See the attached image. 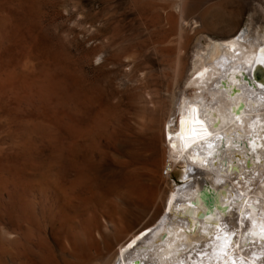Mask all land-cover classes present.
Returning a JSON list of instances; mask_svg holds the SVG:
<instances>
[{"label": "bare ground", "instance_id": "bare-ground-1", "mask_svg": "<svg viewBox=\"0 0 264 264\" xmlns=\"http://www.w3.org/2000/svg\"><path fill=\"white\" fill-rule=\"evenodd\" d=\"M197 1L179 0L180 15L170 18L172 30L177 35V39L182 42L183 49L187 48L188 41L192 38L186 35L183 22L187 15L198 9ZM202 13H200L201 18L204 15ZM219 25L221 26L220 22L216 21L211 24L203 22L195 34L201 33L203 29L215 30ZM200 41L193 48L194 58L190 65V76L185 80L183 89L171 96L170 111L163 120L161 136L153 138L154 140L152 139L151 144L147 146L149 148L145 150L146 155L143 156V162L141 160L140 162L132 161L130 165L123 166V168L126 167L127 181L126 186L121 185L125 186L127 191H122L129 195V199H125V205L127 204L128 208L129 206L132 208L133 205L135 212L130 211L131 213L123 216V210L119 209L121 212L119 215L122 216H117L114 210L103 214L102 211L105 212V210L101 211L99 208L101 211L99 214V211L96 212L94 208L103 202L96 200L100 196L97 197V190L94 195L89 187V193L85 192L87 196L80 197L81 194L84 195L82 192L86 190L83 187L86 186L82 187L84 191L79 188L80 196L77 191H74L75 189H71L73 185H70L71 188L65 186L77 193L78 195L74 193L76 197L84 198L81 201L79 197L75 200L73 193L71 197L72 191L70 195L68 191L67 195L62 186L58 187L54 182L55 177L52 174L55 169L51 170V168L57 157L56 147L55 151L49 149L48 154L43 155L44 161L41 160L43 156L41 159L36 157L39 160L35 161L36 155L32 156L33 154L27 149L31 143L26 146L29 139L27 142L24 139L25 147L23 144L15 145L14 143L13 145L12 142L9 144L6 141L7 135L4 136L0 132V193L10 185L11 189L8 191L10 194L15 192L14 199L17 197L13 207H10L15 219L10 225L13 229L9 232L10 227L7 231L5 227V231L0 228L3 233L0 238L3 237L2 239L8 243L13 241L22 246L26 244L28 247V244L32 243L33 246L35 242L36 246L45 249L50 244L46 238L47 232L42 230L44 235L41 233V236L40 232L37 236L32 233L34 230L36 233L39 231L37 220L40 217L47 222L44 226H48L49 236L59 244H66L69 254L78 264H264V30L262 32L261 30L252 31L238 26L237 29H231L224 38L219 40L201 37ZM176 63H180L179 60ZM25 70H23L24 73ZM5 71L2 72L6 73ZM14 72L17 74L16 71ZM1 75L3 73L0 74V125L6 124L7 126L12 118L23 116L20 109L28 107L30 111L25 117L37 121V123L30 122V124L37 125L39 120L44 123V128L47 127L45 130L51 129L55 120H53L54 115H51L52 105L45 103L46 97L42 98L41 102L44 101V105L41 106V110H38L37 101L45 93H41L32 77L29 76L32 81H28L29 79L18 77L21 74L13 77H10L9 73V76ZM172 89L175 90V87ZM16 122L18 124L19 121ZM32 128L30 130H33ZM77 133L70 135L69 139L66 136L69 140H67L70 147L68 151H70L71 158L74 152H77L75 150L78 146L86 148L85 145L89 139L87 134L85 136L84 133L79 134L78 130ZM97 133L99 132L96 131L95 134ZM17 136L19 138V134ZM23 136H25L24 133ZM16 137L12 135L13 141L18 139ZM47 138L49 137L46 136L48 144ZM49 139L48 141L51 142ZM29 147L32 149V146ZM67 154L69 155V152ZM7 155L16 158V165L15 160L14 163L9 161ZM174 166L181 168V182L164 184ZM163 171H166L165 175ZM125 172L122 171L121 174ZM74 180L73 182L76 181ZM86 181L88 182V179ZM76 183L78 182L73 184L76 186ZM79 183L83 185L82 182ZM113 188L116 189L115 186ZM110 191L108 189V193ZM108 193H104V196ZM93 196L96 198L94 199ZM103 198L106 203L107 197ZM8 200L11 201V199ZM9 201L6 200L5 203ZM76 201H79L77 203L80 205L84 202L82 205L85 208L79 209L81 207ZM91 204H93L91 212L95 210L92 215L93 219L90 214L91 218H89L87 213V206ZM78 209L80 212L76 211ZM6 212L8 215L7 210ZM83 212L85 214L81 216L86 217L87 215L88 222L84 217L85 220L81 219L80 213ZM12 216L10 215L11 218ZM66 246L60 247L62 251ZM28 247L26 249L30 251L31 246L30 249ZM11 253L10 257L13 256V252ZM17 253L20 254L21 251ZM23 254L27 255L25 251ZM49 256L48 254L43 257L42 263L47 264L52 260ZM29 257L24 256V259L20 260L21 263H32L33 257Z\"/></svg>", "mask_w": 264, "mask_h": 264}, {"label": "rangeland", "instance_id": "rangeland-1", "mask_svg": "<svg viewBox=\"0 0 264 264\" xmlns=\"http://www.w3.org/2000/svg\"><path fill=\"white\" fill-rule=\"evenodd\" d=\"M198 1L197 3L201 5L198 6L197 4L198 9L196 8L197 10L187 15L183 22L186 35L192 36L191 40L189 39L188 41L189 44H187V48L183 49V44L177 39V35L172 30L170 21L171 17L174 18L180 15L181 10L178 7L179 0H0V61H2L0 62V74L3 73L1 76H4V74L7 76L10 75V77L21 74V76L18 77H22L26 80L32 77L33 82L35 81L34 84H38L36 85L41 93L47 94H43L37 101L38 110H41L44 105L43 102L46 101V104L52 105L50 107L51 115L53 114V120L55 119L51 129L53 127L55 128L52 130L48 128V130L46 129L47 132H45V128L47 127L45 126L44 128V123L42 121L38 120V126L36 124H34V126L30 124V122L37 123V121L26 118L25 116L28 115L27 113L30 111V108L22 107L20 110L23 116L14 119L11 117L12 119L10 118L11 120H9L7 126H5L6 124H3L4 126L0 125L2 126L0 132L3 133L4 136L7 135V137H5L6 141L9 144L12 142L11 144L13 145L14 143H16L15 145H21L24 139L26 142L27 139H29L27 144L25 142L23 145L25 147V144L28 146V144L31 143L29 146H32V149H30L29 146L27 149L33 154L32 156L36 155L34 159H36V157H40L39 159H41V156L48 154L49 149L54 150L56 147L55 149L58 151H54L57 157L51 168V170L55 169L52 174V176L55 177V179L52 178L55 184H57L58 187L62 186L66 194L69 191V195L70 192L75 189L74 191H77L80 196L79 192L85 189L86 191L82 192L84 195L82 196L81 194L80 197L87 196L85 192H87V194L89 193V187L90 190L92 189L91 192H94V195L97 190V197L103 194V196H101L102 200L100 196L99 199L97 198L96 200L102 201L103 203H101L102 205L100 204V206H104V208H101L99 204L97 206L94 204L96 207L94 209H96V212L99 211V214L102 210H105V212L102 211L103 214L114 210L117 216L121 214V210H123V216L124 214H129L130 211L135 212L133 205L132 208H130L131 206L128 208L127 204V206L125 205V199H129V195L127 192L122 191H127L125 187L127 173L125 172L126 167L123 168V166L130 165L132 161L140 162L141 160V162H143V156L145 157L146 155L145 150L149 148L147 146L151 144L153 138L155 139L157 136H161L160 131L163 120L170 111L171 96L176 92V94H178V92L183 89L185 80L191 74L190 65L194 58V45L200 41L201 37L204 39L211 37L215 40L224 38L231 29H237L238 26L252 31L261 30L262 32V30H264V0H201L199 1L200 3ZM201 12L204 13L202 18L200 15ZM213 21L220 22L221 26L219 25L215 30L213 29V32L211 29L210 31L208 29H203L201 33L195 34V31L201 28L203 22L211 24V22L214 23ZM201 44H203V42ZM177 60H179L180 63H176ZM27 65H29V67ZM4 70L7 72H2ZM13 70L16 71L17 74ZM23 70H25V73ZM32 80L29 79L28 81ZM256 80L259 81L258 79ZM72 82L75 84L73 85ZM174 87L175 90L172 89ZM42 98L46 100L44 99V101L41 102ZM79 118H81V120ZM22 119L23 121L21 122ZM25 119L28 120L29 123ZM16 121H19L18 124ZM103 121L107 122L104 123ZM82 122L84 123L82 124ZM81 126L83 127L80 128ZM96 126L99 127L97 128ZM91 127H93V129ZM30 128L33 130H30ZM89 128L92 130L90 131ZM3 130H5V132H2ZM71 130H75L76 133ZM77 130L79 134L84 133V136L87 134L89 139L92 140L88 139L87 145H85L86 148L78 146L75 150L77 152H74L71 158L70 151H68L70 148L68 139L70 135L73 136L74 134H78ZM100 130L103 131L100 132ZM43 131L45 133H43ZM96 131L99 133L95 134ZM23 133L25 136H23ZM11 134L13 137L19 134V138L17 136L16 138L18 139L14 138V140H16L13 141ZM46 136L52 138H47L48 144L46 143ZM64 136L65 138H63ZM66 136H68V139ZM48 139L51 140V142L48 141ZM134 146H136V148H134ZM88 148L90 149L88 150ZM66 150L69 152L70 157ZM137 151L138 154L136 153ZM112 152L114 154H112ZM134 153L136 156L133 155ZM139 153L141 155H139ZM121 155L123 156L121 157ZM43 158L44 156L41 160H43ZM8 159L13 163L15 160L14 164L16 165V158H11L9 156ZM91 159L92 161H90ZM41 160L39 162H41ZM121 163L125 164L121 165ZM122 171L125 173L121 174ZM72 172L73 174H71ZM171 172L172 173L167 177L164 184L180 183L181 168L179 166H174ZM117 173L120 174L118 175ZM165 173L166 171H163L164 175ZM55 174H57V176ZM74 175L77 176L75 177ZM124 175L126 176L124 177ZM7 179H9V177H7ZM73 179L76 180H74L75 182H78L76 186L73 184L75 183ZM86 179H88V182ZM83 181H85L87 185ZM119 181H121V183ZM79 182H82L83 185H79L81 184ZM112 184L114 185L112 186ZM8 185L9 184H7V186ZM70 185H73L72 188ZM78 185L79 187H77ZM65 186L70 187L72 190L70 191V188ZM114 186L116 189L113 188ZM79 188H81V191ZM6 189L1 192L2 194L0 193V228L1 230L5 231L6 229L7 231V228L10 227L8 230L11 232L13 228L10 225L15 219L11 214L12 211L10 207H13L17 197L14 199L15 192L12 191L13 189L11 190V192H14L11 193L13 196L8 191L11 189L10 185L9 188L6 187ZM108 189L109 191L111 190L109 192L110 194L112 193L111 195L108 193ZM72 193L73 195L77 194L72 191L71 197ZM104 193H108L109 195L107 194L104 196ZM123 193L127 194L128 198L124 196L125 194L123 195ZM77 195L73 196V198ZM9 196H12L13 199L12 197L9 198ZM78 197H76L75 200L80 198ZM103 197H107L106 203H104L105 198ZM95 198L96 196L94 199ZM8 199H11V201ZM82 199L80 198L79 200L81 201ZM6 200L10 203H5ZM77 202L79 203V201H76V203ZM111 202H115L113 203L115 209ZM82 203L84 205V202H81V205L78 204V206L80 205L81 207L79 209L85 208ZM92 205L93 204L87 206L89 218H91L95 211L91 212V210H93ZM7 207L9 208L7 209ZM79 209L76 211L80 212ZM6 210L8 211V215L6 214ZM84 214L85 212L80 213V216ZM89 214L91 216H89ZM77 215H79V213H77ZM85 216L87 217V215ZM81 217L79 218L82 220L86 218L84 216ZM38 219L39 231L36 233L34 230L32 233L36 234L34 236H37L40 232L41 236L42 230L46 231L48 244L50 243L47 245L48 247H45V249H42L43 247L39 248V246H36L37 243L35 242V246L34 243L33 246L32 243L28 244L29 247L26 244L22 246L20 243H14L13 241L8 243V241L5 239L3 240V237H1L0 264H18L19 262V264H22L23 262L21 263V261L24 259V256H30L29 258L33 257V262H30L31 264H46L45 262L42 263L41 260L46 255L48 256V254L50 255L49 259L52 260L48 261L47 264H78L73 256L69 254L70 252L66 244H59V242H55V240L49 236V228L48 226H44L47 225L45 219L40 217H38ZM3 220L4 222H2ZM8 220L11 221L9 222ZM87 220L86 218L85 221L88 222ZM91 221L93 224V220ZM1 233L0 231V236L3 234ZM42 235L44 234L42 233ZM63 245H65L66 248L63 247L64 250L62 251L60 247ZM26 246L29 249L31 246L30 251L26 249ZM49 247L51 250L48 249ZM11 249H13V251H11ZM20 251L21 253L25 251L27 255L23 253H20L21 255L18 254L17 252ZM91 251L94 252V250ZM11 252H13V256L10 257V255H12ZM24 263L26 262L24 261ZM30 263L28 262L27 264Z\"/></svg>", "mask_w": 264, "mask_h": 264}, {"label": "water", "instance_id": "water-1", "mask_svg": "<svg viewBox=\"0 0 264 264\" xmlns=\"http://www.w3.org/2000/svg\"><path fill=\"white\" fill-rule=\"evenodd\" d=\"M233 235H234V233H233Z\"/></svg>", "mask_w": 264, "mask_h": 264}]
</instances>
